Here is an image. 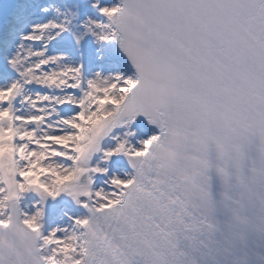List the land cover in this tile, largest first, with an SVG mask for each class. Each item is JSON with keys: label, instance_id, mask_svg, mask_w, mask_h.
Instances as JSON below:
<instances>
[{"label": "snow or ice", "instance_id": "snow-or-ice-1", "mask_svg": "<svg viewBox=\"0 0 264 264\" xmlns=\"http://www.w3.org/2000/svg\"><path fill=\"white\" fill-rule=\"evenodd\" d=\"M0 264H264V0H0Z\"/></svg>", "mask_w": 264, "mask_h": 264}]
</instances>
